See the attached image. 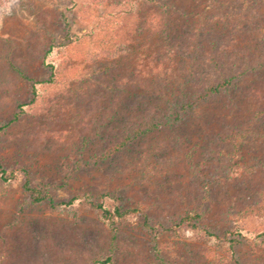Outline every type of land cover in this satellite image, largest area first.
Segmentation results:
<instances>
[{
  "label": "rangeland",
  "instance_id": "1",
  "mask_svg": "<svg viewBox=\"0 0 264 264\" xmlns=\"http://www.w3.org/2000/svg\"><path fill=\"white\" fill-rule=\"evenodd\" d=\"M175 1L179 13L167 10ZM213 9L208 0H0V162L13 174L0 178L5 264H90L110 249L111 264H264V100L235 105L222 94L123 143L109 126L117 117L103 120L110 91L89 81L112 69L150 79L153 51L189 41ZM48 62L72 65L74 79L48 81ZM89 201L135 210L111 224Z\"/></svg>",
  "mask_w": 264,
  "mask_h": 264
},
{
  "label": "trees",
  "instance_id": "2",
  "mask_svg": "<svg viewBox=\"0 0 264 264\" xmlns=\"http://www.w3.org/2000/svg\"><path fill=\"white\" fill-rule=\"evenodd\" d=\"M208 3L214 5L215 9L202 11V29L198 27L190 30L192 38L189 41H165L158 50L153 51L149 58L155 66L145 76L148 75L150 79L141 81L131 73L125 75L113 69L109 70L105 78L89 79L91 82L96 80L110 91L106 96L111 98V102L103 109V120L117 117L119 123L109 118V126L116 125L123 143L158 130L164 124L183 122L191 108L200 103L218 101L222 94L235 105L249 102L251 98L257 103L264 100V79L257 85L252 81L264 72V0H208ZM181 6L176 1L170 2L167 10L179 13ZM162 24L163 19L157 17L156 28L159 31L162 30ZM7 60L16 66L12 57ZM69 65L56 67L48 62V81H72L74 78L69 74L74 68ZM101 68L96 71L98 74L105 72ZM237 91L239 96L236 97ZM214 112L206 114L214 116ZM257 117L256 113L245 123L248 129ZM5 127L7 123L0 125V131ZM116 142L122 144L121 141ZM12 176L0 162V178L6 181ZM25 187L35 202L44 199L35 188L28 187L26 183ZM88 204L97 208L100 216L111 224L115 217L135 210H121L119 206L109 209L91 201ZM186 218L187 215L182 220ZM208 234L217 236L215 233ZM227 240L228 246L232 247L234 241ZM54 249L75 256L78 254L58 244L54 245ZM6 257V253L0 255V264H5ZM116 259L115 251L110 249L108 254L92 259L90 264H111ZM33 264L46 263L36 261Z\"/></svg>",
  "mask_w": 264,
  "mask_h": 264
}]
</instances>
